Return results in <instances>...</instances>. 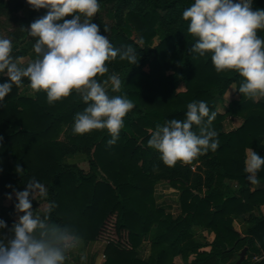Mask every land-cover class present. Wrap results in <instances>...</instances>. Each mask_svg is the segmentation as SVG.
Instances as JSON below:
<instances>
[{
	"label": "trees",
	"instance_id": "trees-1",
	"mask_svg": "<svg viewBox=\"0 0 264 264\" xmlns=\"http://www.w3.org/2000/svg\"><path fill=\"white\" fill-rule=\"evenodd\" d=\"M68 1L38 20L33 9L13 17L10 63L51 45V31L61 54L92 48L58 56L45 75H0V197L37 190V202L23 197L25 209L47 204L41 219L14 220L9 209L0 264H70L68 235L106 243L103 264L192 255L191 264H235L244 248L242 264H264L254 260L264 255V0ZM8 4L0 0V11ZM104 7L114 9L110 27L91 16ZM98 85L109 94L80 91ZM227 115L242 125L229 130ZM84 155L87 172L67 161ZM196 164L211 169L203 181ZM161 181L179 190L178 218L158 206ZM204 231L214 234L210 244Z\"/></svg>",
	"mask_w": 264,
	"mask_h": 264
},
{
	"label": "rangeland",
	"instance_id": "rangeland-1",
	"mask_svg": "<svg viewBox=\"0 0 264 264\" xmlns=\"http://www.w3.org/2000/svg\"><path fill=\"white\" fill-rule=\"evenodd\" d=\"M6 1L9 6V10L6 9H1L0 11V45L3 47V53L2 55H0V68L3 67V69H5V66L8 64H11V66L13 65L14 62H11L9 60L12 59L13 57V53L10 51V47H11V41L13 40V35L16 32V30L18 29L17 24L14 22L13 17L14 16H18V17H23L26 12L28 10L33 9L35 11V17L39 18V17H43V9L46 7H49V5L55 1H60V6L66 1V0H3ZM17 3L22 5V9H19L18 11H15V7L17 5ZM69 3V1H68ZM54 7L57 6L56 4L53 5ZM59 6V8H60ZM37 10V11H36ZM113 11L114 9L111 7H104V8H98L96 11H94L93 13H91V16L93 18H98L101 19L103 21V23L105 24L106 27H110L114 24V17H113ZM87 26H85L83 29H85ZM82 27H78L79 31L83 30ZM247 33L249 35L253 34L252 30H248ZM57 37V36H56ZM54 38V40H57V38ZM30 38V37H28ZM59 39V38H58ZM58 41V40H57ZM228 45H231L230 42H227ZM92 47H81V46H76L74 48L71 49L70 53H65V54H61V51H56L55 48L53 46H51V48H45L42 51H37L36 46L33 47L32 49L28 50L26 55L23 57L18 58V62L22 63L23 66H25L26 70L29 71L30 73L32 71L38 70L43 72V75H45V73L48 71V63H51L54 59H57L58 56H60V60L64 59L67 55L69 54H81V51H88L91 50ZM48 53L50 54L49 56H44L43 54ZM40 59L41 62H43L42 65H39L38 62L36 63V60ZM9 61V62H8ZM5 73V72H4ZM116 76L114 78H112L111 80H109L110 84L116 85ZM233 93L235 94V89L234 87H232L228 93L226 94V100L227 102L230 101L231 99H233ZM109 91L107 92L106 90L102 89L100 85H98V88L94 91H91L90 93H88L87 95L89 96H93V97H97V98H103L104 96L108 95ZM262 95H258L256 97L257 100L261 99ZM222 110V108H220ZM236 117H232L227 115L226 119H231L233 121V126L237 125V121L235 119ZM67 135L65 134V136L61 137V140L66 139L67 140ZM200 165V164H199ZM247 165L249 166L250 169H252V159H251V152L249 153V158L247 160ZM201 169L200 166H198V164L194 165L192 167V171L196 172V173H201L202 174V181L205 179V177L207 178V173L209 171H211V169L209 168V166L206 165H201ZM207 170V171H206ZM163 183V181L161 182ZM163 185H168V188H172V185L169 184L168 181H164ZM175 190H178L176 188H174ZM43 190L46 192L47 188L44 187ZM39 195V191L34 190V193L29 194L28 191L26 190H21L18 192H13L10 195V200L7 202L10 211H12V214L14 212H16V214H14L16 219H21L24 215L27 214H32L36 217H38V219H41L44 216L45 210L47 209V204L44 202H39L38 205L36 204L34 210H26L25 209V205L23 202V197L25 198V202L30 201L31 199H35L37 202V197ZM150 237H147V240H149ZM146 240V239H145ZM145 243H147L145 241ZM66 248V247H64ZM240 255L237 256V260L239 259ZM105 259V258H104Z\"/></svg>",
	"mask_w": 264,
	"mask_h": 264
},
{
	"label": "crops",
	"instance_id": "crops-1",
	"mask_svg": "<svg viewBox=\"0 0 264 264\" xmlns=\"http://www.w3.org/2000/svg\"><path fill=\"white\" fill-rule=\"evenodd\" d=\"M68 4H69L68 0H66L63 4L65 10L68 9ZM39 18H41V17H39ZM39 18L35 17L34 19L38 20ZM85 26H87V25L86 24L80 25V27H82V29ZM53 36H54V38L56 36L58 37V35L56 34L55 31L50 32L49 39L51 41V45H49V46H36L37 51H42L45 48H51V46H53V47L56 46V44L59 42L60 39H58L59 37L58 38L56 37L58 41L54 40ZM28 39H30V38H28ZM37 62L39 65H42L44 61L41 62V60L38 59V60H36V63ZM35 71H39V69L35 70ZM32 72H34V71H32ZM28 74H30V72L26 70L25 66H23L22 63L18 62V59L14 61L11 68L8 67V63L5 66V69H3V67L0 68V75H5V76L14 75L18 78H24ZM102 89H104V88L102 87ZM80 91L84 94H87V93H90L92 90L89 87H81ZM232 96L234 98L236 96V94L233 93ZM235 119L237 121V125H235V126H233V121L231 119L227 120L228 121V124H227L228 127L227 128L229 130H235L242 125L243 119H241L239 117H236ZM86 157H88V156H86V155H84V157L83 156H74L72 158H68L67 161L69 163L77 162L79 167H81L82 169H84L87 172V171H89V164H88V162L85 161ZM161 182H158L156 184V187H155V195L157 198L158 206L164 208L166 213L170 214L174 218H178L181 215L179 190H175L174 188L173 189L168 188L169 187L168 185H163L164 181H163V183H161ZM256 187H257L256 184L252 185L253 189H256ZM10 198H11L10 195H3L2 197H0V206L6 208L5 210L0 211V221L5 219L6 214L9 215L8 214L9 213V207L8 206H10V205H8L7 202L10 200ZM261 211L264 214V206L261 207ZM14 214H16V212H14L12 214V218L14 220H19V219L15 218ZM234 227L238 231L242 230V226L238 221L234 222ZM203 235L206 237V241L210 244L214 238V234H210L209 232L204 231ZM9 239H10L9 234L5 230L1 229L0 230V241L8 243ZM64 242H65V247H66L65 248L66 257H67L70 264H103L105 262L104 258H105V249L107 247V244L104 242H101V241H92V242L80 241V240H76L74 237H72L70 235H68L65 238ZM146 242L147 243H145V245H144V257H148L150 255V251H151L150 239L149 240L146 239ZM210 249H211V247L209 245V246L205 247L203 250L210 251ZM58 257L61 258L60 255H58ZM255 257H258L259 259H261V257H264V255L263 256L257 255ZM255 257H254V259H255ZM236 258H237V256H234V258L231 260V262L236 261L237 260ZM194 259H195V255H192V256H190L189 260L187 262H185L181 256H177L175 258V263L176 264H191Z\"/></svg>",
	"mask_w": 264,
	"mask_h": 264
},
{
	"label": "water",
	"instance_id": "water-1",
	"mask_svg": "<svg viewBox=\"0 0 264 264\" xmlns=\"http://www.w3.org/2000/svg\"><path fill=\"white\" fill-rule=\"evenodd\" d=\"M247 251V248L241 251L239 260L235 264H242L246 260Z\"/></svg>",
	"mask_w": 264,
	"mask_h": 264
},
{
	"label": "built area",
	"instance_id": "built-area-1",
	"mask_svg": "<svg viewBox=\"0 0 264 264\" xmlns=\"http://www.w3.org/2000/svg\"><path fill=\"white\" fill-rule=\"evenodd\" d=\"M255 261H257V260H259V258L258 257H255V259H254Z\"/></svg>",
	"mask_w": 264,
	"mask_h": 264
}]
</instances>
